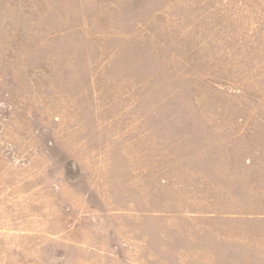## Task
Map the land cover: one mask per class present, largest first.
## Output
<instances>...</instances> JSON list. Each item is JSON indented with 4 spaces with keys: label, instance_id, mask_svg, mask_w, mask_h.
<instances>
[{
    "label": "rangeland",
    "instance_id": "obj_1",
    "mask_svg": "<svg viewBox=\"0 0 264 264\" xmlns=\"http://www.w3.org/2000/svg\"><path fill=\"white\" fill-rule=\"evenodd\" d=\"M0 264H264V0H0Z\"/></svg>",
    "mask_w": 264,
    "mask_h": 264
}]
</instances>
